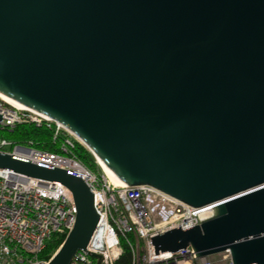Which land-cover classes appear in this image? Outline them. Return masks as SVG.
Listing matches in <instances>:
<instances>
[{
    "label": "water",
    "instance_id": "95a60500",
    "mask_svg": "<svg viewBox=\"0 0 264 264\" xmlns=\"http://www.w3.org/2000/svg\"><path fill=\"white\" fill-rule=\"evenodd\" d=\"M0 93L66 127L127 186L212 206L152 237L156 254L264 264V0H0ZM0 169L72 193L74 226L47 264L80 250L100 263L82 175L1 151Z\"/></svg>",
    "mask_w": 264,
    "mask_h": 264
},
{
    "label": "built area",
    "instance_id": "2783aa9c",
    "mask_svg": "<svg viewBox=\"0 0 264 264\" xmlns=\"http://www.w3.org/2000/svg\"><path fill=\"white\" fill-rule=\"evenodd\" d=\"M0 114L2 129H13L23 123L44 126L52 131L57 145L56 151L47 152L35 149L31 143L22 146L0 137L1 152L82 175L94 194L95 209L100 217L86 249L103 256L99 264H116L124 251L122 238L128 239L130 234L147 239L145 264H214L209 256L198 257L191 247L156 254L151 243L156 235L180 226L185 230L212 218L211 205L195 208L147 185L117 186L105 174L91 171L82 164L75 154L81 141L63 125L34 111L17 108L1 98ZM76 213L72 193L65 186L0 169V264H47L39 254L53 235H68ZM166 213L169 216L159 220ZM128 243L133 252V264H138L134 244ZM220 254L227 264H233L229 251ZM98 260L80 250L71 264H97Z\"/></svg>",
    "mask_w": 264,
    "mask_h": 264
},
{
    "label": "trees",
    "instance_id": "16d2710c",
    "mask_svg": "<svg viewBox=\"0 0 264 264\" xmlns=\"http://www.w3.org/2000/svg\"><path fill=\"white\" fill-rule=\"evenodd\" d=\"M0 137H4L13 143L22 146H27L31 143L35 149L40 151L53 152L56 151L57 148V145L54 144L52 131L50 129L44 126L38 127L30 123L18 124L13 129H2L0 127ZM75 154L86 167L94 171L97 169V164L93 154L79 143L75 148ZM131 236L132 235L129 237ZM65 238V235H53L46 243V246L39 254V257L41 259L49 260L59 249ZM131 240L133 243H136V239L133 237H131ZM122 246L124 251L116 264H133V252L131 246L127 242V239L122 238Z\"/></svg>",
    "mask_w": 264,
    "mask_h": 264
},
{
    "label": "rangeland",
    "instance_id": "374dc122",
    "mask_svg": "<svg viewBox=\"0 0 264 264\" xmlns=\"http://www.w3.org/2000/svg\"><path fill=\"white\" fill-rule=\"evenodd\" d=\"M81 144L82 146H84L87 150H89L83 143H79ZM90 151V150H89ZM91 152V151H90ZM94 156V155H93ZM94 159H95V162L97 164V169L94 170H91L90 168H88L89 170L91 171H94L96 173H102L104 174L103 170L101 169V167L99 166L97 160H96V157L94 156ZM169 216V213H166V214H163L162 217L159 218V220H162V219H165ZM130 235H132L131 237H133L134 239L137 240L136 243H133L132 240H131V237H129ZM128 236V239H127V242H130L131 244H134V248H135V252H137V255H138V258L137 259V263L138 264H145V261H146V256H147V252H148V241L147 239L145 238H141L140 236L136 235V234H130ZM56 253V252H55ZM54 253V254H55ZM223 254H214V255H210L209 258L213 261L214 264H227V261L226 260H223ZM53 257V256H52ZM51 257V258H52ZM40 258V257H39ZM50 258V259H51ZM41 259V258H40ZM49 259V260H50ZM45 260V259H43ZM49 260H45L46 262H49Z\"/></svg>",
    "mask_w": 264,
    "mask_h": 264
},
{
    "label": "bare ground",
    "instance_id": "6f19581e",
    "mask_svg": "<svg viewBox=\"0 0 264 264\" xmlns=\"http://www.w3.org/2000/svg\"><path fill=\"white\" fill-rule=\"evenodd\" d=\"M0 98H1L2 100H4L5 102H7V103H9V104H11V105H13V106H15V107H17V108L25 109V108H23L22 106L16 104L15 102L11 101L10 99H8L7 97H5V96H4L3 94H1V93H0ZM27 110H30V109H27ZM31 111H32V110H31ZM96 160H97L99 166L101 167V169L103 170L105 176H106V177H107V178H108L113 184H115V185H117V186H125V185H126V184H125L121 179H119L115 174H113V173L107 171V170L102 166V164L99 162V160L97 159V157H96Z\"/></svg>",
    "mask_w": 264,
    "mask_h": 264
}]
</instances>
